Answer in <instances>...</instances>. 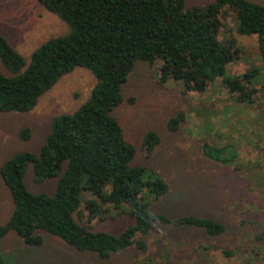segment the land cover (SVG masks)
<instances>
[{"label": "trees", "instance_id": "obj_1", "mask_svg": "<svg viewBox=\"0 0 264 264\" xmlns=\"http://www.w3.org/2000/svg\"><path fill=\"white\" fill-rule=\"evenodd\" d=\"M36 1L65 23L69 32L44 42L33 51L29 64L0 35V62L8 72H0V112H30L44 93L77 68L90 71L97 83L79 109L53 119L37 153H18L2 164L0 177L13 210L7 223L0 225V240L14 233L37 247L43 241L39 233H44L102 258L131 247L145 253L144 237L153 223H170L149 212L145 194L157 200L168 185L154 171L131 165L135 149L111 116L122 102V86L135 64L145 62L158 65L162 83L180 81L186 92L204 93L224 78L227 65L241 52L235 39L223 43L218 38L225 9L234 13L239 35L256 37L264 59V3L212 0L205 7L187 9L185 0ZM257 74L254 70L224 78L223 85L238 104L252 106L257 90L250 83ZM182 119L178 114L168 127L175 129ZM20 136L29 140V130L23 129ZM158 142L157 135L148 132L143 147L151 154ZM202 149L213 162L238 169L237 152L229 146L217 149L204 144ZM30 166L36 184L57 178L52 196L27 190L24 176ZM82 208L89 219L128 214L134 223L119 235L94 232L76 220ZM176 225L201 229L210 237L225 230L213 219L194 216L181 217ZM258 236L264 240V231ZM0 264H6L1 255Z\"/></svg>", "mask_w": 264, "mask_h": 264}, {"label": "rangeland", "instance_id": "obj_2", "mask_svg": "<svg viewBox=\"0 0 264 264\" xmlns=\"http://www.w3.org/2000/svg\"><path fill=\"white\" fill-rule=\"evenodd\" d=\"M211 2L185 0V8L205 7ZM224 11L218 38L223 43L235 39L241 50L227 65L224 78L257 70L259 74L250 83L257 90L252 106L238 104L224 87V78L204 93L186 92L180 81L162 83L158 65L137 62L122 86L121 104L111 113L124 139L135 149L131 165L154 171L168 185L165 195L157 200L145 194L149 212L170 221L153 223L144 237L147 251L131 247L102 258L79 252L48 234L39 233L42 244L34 247L9 233L0 240V255L6 264H264V240L258 236L264 231V59L256 37L239 35L234 13ZM68 32V26L36 0H0V35L26 64L44 42ZM0 72L8 75L1 62ZM96 83L90 71L77 68L44 93L30 112H0V168L18 153H37L53 119L79 109ZM180 113L182 121L170 129L169 120ZM23 129L29 130V140L21 138ZM148 132L159 138L151 154L143 147ZM204 144L217 149L229 146L237 152L238 169L206 157ZM24 183L30 193L52 196L57 178L36 184L30 166ZM12 210L10 193L0 177V225L7 223ZM185 216L213 219L224 227V233L210 237L201 229L176 225V220ZM75 218L94 232L112 235L134 223L128 214L103 221L89 219L83 208L81 217Z\"/></svg>", "mask_w": 264, "mask_h": 264}]
</instances>
